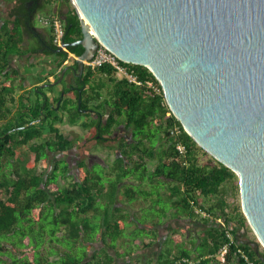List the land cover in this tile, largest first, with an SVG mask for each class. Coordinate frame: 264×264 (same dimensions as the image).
<instances>
[{
	"label": "trees",
	"instance_id": "1",
	"mask_svg": "<svg viewBox=\"0 0 264 264\" xmlns=\"http://www.w3.org/2000/svg\"><path fill=\"white\" fill-rule=\"evenodd\" d=\"M5 1L17 3L11 11L14 19H5L0 27V264H143L136 254L149 243L146 231L162 225L170 213L160 199L171 200L176 209L172 214L178 218L199 215L191 200L208 211L209 216L202 218L224 217L235 235L227 262L236 255L240 264H246L237 252L241 248L256 264H264L251 243L258 239L240 201L227 198L229 192L239 198L238 175L185 130L163 92L119 78L109 65L86 68L77 77L80 88L88 85L81 90L65 87L64 95L61 90L58 95H47L46 90L53 92L55 87L40 85L45 79L52 81L43 73L35 77L39 82L36 89H28L26 84L33 79L18 77V71L11 70V57L22 54L24 32L27 27L33 29L34 13L59 0ZM62 1L65 7L51 14L64 19L65 40H78L82 37L81 18L71 0ZM44 46V51L54 53L53 36ZM83 51V45L77 44L54 53L53 68H60L54 80L69 57ZM132 65L141 78L155 79L147 66ZM74 67L78 69L76 61ZM66 124L94 129L97 143L115 150L114 160L89 164L80 158L78 174L69 173L70 163L61 155L81 138L68 137L63 128ZM176 125L180 132L172 134ZM178 142L185 145L184 153L177 149ZM22 151L29 154L25 165L17 158ZM149 160H155L152 168ZM60 180L65 183L61 185ZM154 187L160 196L154 198L160 215L152 219L146 214V220L138 223L141 214L135 211L134 201L141 197L150 201ZM125 203L129 206L126 211ZM215 222L204 242L205 253L196 257L198 263L192 262L188 251L169 260L161 252L160 260L221 264L213 255L225 241V233ZM259 247L264 256V247Z\"/></svg>",
	"mask_w": 264,
	"mask_h": 264
},
{
	"label": "water",
	"instance_id": "2",
	"mask_svg": "<svg viewBox=\"0 0 264 264\" xmlns=\"http://www.w3.org/2000/svg\"><path fill=\"white\" fill-rule=\"evenodd\" d=\"M74 4L83 15L82 37L63 45H83L74 59L78 72L68 63L48 85L63 81L68 69L81 77L98 41L121 59L147 66L185 130L238 175L241 208L258 239L251 243L264 262V0Z\"/></svg>",
	"mask_w": 264,
	"mask_h": 264
},
{
	"label": "crops",
	"instance_id": "3",
	"mask_svg": "<svg viewBox=\"0 0 264 264\" xmlns=\"http://www.w3.org/2000/svg\"><path fill=\"white\" fill-rule=\"evenodd\" d=\"M16 3L17 2L15 1L7 3L5 0H0V27L4 23L5 19H14V16H11V11ZM64 7V2L62 0H59L51 7L49 5H44V7L35 12L32 16L34 21V24L32 26L33 29L30 30L27 27V31L24 32L25 46L22 47V54H14L11 57V70L16 69V71H18V77L25 75L33 79L31 84H26V87L28 89H36V86L37 84H39V82H37V79L35 77H37L38 73L47 75L48 80L52 79V81L54 82V76L58 74V71H60V68L57 70L53 68L54 62L57 60V55L54 54L56 52H54L53 50L54 53H51L50 51L43 50V48H45L44 43L50 40L52 36V31L45 25H37L35 21L37 17L36 15L41 10L44 13L42 12L39 16L43 14H51L52 12H58L60 8ZM35 48H38L39 51H34ZM72 55L69 57L72 58V60H67L63 65L64 67L68 63H71L74 66L75 61ZM53 70H56L55 73H52V75H50L49 72H54ZM45 82L46 79L40 82V85L46 87ZM64 87L65 86H63V84H60L55 87L53 92L48 91L47 89L46 93L50 96L58 95L60 90ZM24 90H26V88ZM24 90H21V92H23ZM21 92L19 93V96L21 95ZM31 97L32 99H35L36 94L32 93ZM80 121H83V119H81ZM98 161L100 160L93 161V163ZM143 200V197L137 200L138 205L148 207V203L150 201H148L147 203H143ZM123 207L125 208V211L129 209V206L126 203L123 205ZM134 209L135 211H141L140 209H137L136 206ZM169 210L170 213L163 219L162 225L156 226L154 229H148L146 231V233L148 234V237L146 238L149 243L147 244V246L139 248L137 250V258L143 264H171V262L169 261L160 260L159 257L161 252L166 253L165 251L167 250L166 254L170 257L168 258L169 260L173 259V256L185 254L184 251H188L191 253V260L193 259L192 262L198 263L199 259L196 257L199 256L200 253H205L207 243L205 245L204 242H206V240H209L210 238L211 227L217 225L215 222L216 219L212 220L208 218L206 220V218H202V216L200 215L193 218L190 216H183L181 218H178L172 214V212L175 213L176 211V209L172 205ZM169 241L171 247L167 245ZM136 242L140 244L141 240L136 239ZM179 259H175V261L173 260V264H179ZM208 264H214V262L211 261ZM226 264H240L239 257L236 255L231 256Z\"/></svg>",
	"mask_w": 264,
	"mask_h": 264
},
{
	"label": "built area",
	"instance_id": "4",
	"mask_svg": "<svg viewBox=\"0 0 264 264\" xmlns=\"http://www.w3.org/2000/svg\"><path fill=\"white\" fill-rule=\"evenodd\" d=\"M71 1L74 4V0ZM77 12L80 18L82 19L83 16L81 12L78 9ZM39 21L42 25H45L51 29L54 44L56 46H62L63 51H67L68 47L63 45L64 36H65L64 19L58 13H55V14H43L39 16ZM98 42H99V46L97 47L93 57L85 61L86 68L95 69L103 65H109L119 78H124L128 80V82L139 86L141 85L146 86L147 88H150L157 93L163 92L162 85L156 76L155 79L150 77L141 78L136 72L134 66L132 65L133 63L121 59L120 57H118V55L115 52L110 50L104 43H102L101 41ZM72 56L74 57V59L78 58V55L73 54ZM171 131L172 134L179 133L180 127L176 125L175 127H173ZM176 147L181 153H184L186 151L185 145L182 144L181 142H178L176 144ZM191 204L193 205L194 210L197 214L203 217L209 216L208 211L199 204H197L194 200H191ZM216 220L217 223L223 227L225 233V241L213 256L218 262L223 264L227 262V256L229 254L230 247L235 242V235L232 229L230 228L227 220L224 217L219 216L217 217ZM237 252L239 253L240 257L244 260L246 264H256L255 261L252 258H250V256L243 249L238 248Z\"/></svg>",
	"mask_w": 264,
	"mask_h": 264
},
{
	"label": "rangeland",
	"instance_id": "5",
	"mask_svg": "<svg viewBox=\"0 0 264 264\" xmlns=\"http://www.w3.org/2000/svg\"><path fill=\"white\" fill-rule=\"evenodd\" d=\"M43 11H39L37 13V17L35 19L37 25H41L39 21V15L42 13ZM44 13V12H43ZM64 130L67 133L68 137L71 138H81L77 143H75V146L67 151H65L63 153V155H61L62 157H65L67 159V161H69L70 163V171L69 173L73 174H78L77 170V162L80 158H84L89 164H92L93 161H97V160H114L116 152L115 150L111 149L110 147H108V144H99L97 143V140L95 138V130L94 129H89V130H85L82 127H80L79 125H70V124H66L65 126H63ZM121 131V132H120ZM119 133H123L126 134V136L129 137L128 132H123L122 130H120ZM130 138V137H129ZM29 157L28 152H24L22 151L20 153V155L17 157L18 160L25 165V162L27 161ZM155 164V160H149L148 161V166L150 168L153 167V165ZM97 169V167H96ZM61 185H63L65 182H63L62 180H60ZM154 185V184H153ZM152 185V186H153ZM153 197L150 198V204L148 207L144 208L141 205H138L137 201H134V204L136 206L137 209H140V216L139 218L136 220L139 222H143L146 220V214L149 215L152 219H155L158 215H160V211L157 209V206L154 205L155 199L156 198H160V196L157 194V189L154 187L153 189ZM236 194V193H235ZM235 194H230L227 195V198L230 202H237L238 200L240 201V191L237 193V196L239 195V198L235 197ZM155 198V199H154ZM145 202V199L143 200ZM171 200H161L160 199V205L165 206L167 209H170L171 207ZM241 204V203H240ZM156 206V207H155ZM134 226V225H133ZM128 235L126 237L129 236V233H127ZM130 239V236H129ZM175 243V241H174ZM132 245L131 242L128 243V246ZM169 247H171L170 245V241L167 244ZM130 248V246H129ZM167 253V250L165 251Z\"/></svg>",
	"mask_w": 264,
	"mask_h": 264
},
{
	"label": "flooded vegetation",
	"instance_id": "6",
	"mask_svg": "<svg viewBox=\"0 0 264 264\" xmlns=\"http://www.w3.org/2000/svg\"><path fill=\"white\" fill-rule=\"evenodd\" d=\"M71 71L72 70L68 69L66 71V73H65V76H64L63 81H61L60 83H57L56 85H52V84L51 85H48V83H52L53 81H50V82L47 81V82H45L46 87H52V86L56 87V86H58L60 84H63V86H65V87H73V88H78V89H81V88L84 89L85 87H88L87 84H83V86H81V88H80V85H81L82 82H78L79 81L77 79V77L79 76L78 73H77L78 71L77 72H73V71L71 72ZM56 80H54V81H56ZM80 81H82V79H80ZM65 87L63 89H65ZM61 91H62V89H61ZM87 110L89 111L90 109H84V111H87ZM77 164H78V162H77Z\"/></svg>",
	"mask_w": 264,
	"mask_h": 264
},
{
	"label": "clouds",
	"instance_id": "7",
	"mask_svg": "<svg viewBox=\"0 0 264 264\" xmlns=\"http://www.w3.org/2000/svg\"><path fill=\"white\" fill-rule=\"evenodd\" d=\"M57 47V46H56ZM254 232V231H253ZM257 237V236H256Z\"/></svg>",
	"mask_w": 264,
	"mask_h": 264
},
{
	"label": "bare ground",
	"instance_id": "8",
	"mask_svg": "<svg viewBox=\"0 0 264 264\" xmlns=\"http://www.w3.org/2000/svg\"><path fill=\"white\" fill-rule=\"evenodd\" d=\"M83 16V15H82Z\"/></svg>",
	"mask_w": 264,
	"mask_h": 264
}]
</instances>
